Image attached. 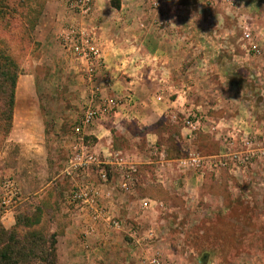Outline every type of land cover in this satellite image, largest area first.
<instances>
[{
	"label": "rangeland",
	"instance_id": "374dc122",
	"mask_svg": "<svg viewBox=\"0 0 264 264\" xmlns=\"http://www.w3.org/2000/svg\"><path fill=\"white\" fill-rule=\"evenodd\" d=\"M67 1L14 0L17 7L14 6L12 18H0V52L9 51L13 58V64L2 69L4 77L0 78V89L4 88L5 94H0V109L7 102L11 77L18 76L15 138H7L0 129V199L4 181L14 180L21 192V199L13 207L16 218L23 220L18 231H27L28 222L34 225L33 230L46 236L61 228L60 201L77 182L64 171L70 158V144L72 147L76 143L75 129L90 105L92 85L101 89L104 99L126 100L129 113L139 115L141 110L140 98L130 92L126 95L105 93L98 84L101 75L90 82L84 64L64 51L59 39L63 29L72 24H86L69 13ZM135 7L137 10H132ZM87 25L99 28L98 37L106 63L100 74L104 73L108 83L112 79L110 72L105 75L108 63L104 51L107 43H111L109 38L114 41V49H111L118 47L116 51L121 52L132 33L146 36L149 49L141 50L140 56L147 55L150 49L155 56L158 50L151 38L173 36L175 44L171 41L163 47L177 58L181 52L178 82L182 84L180 103L186 108L170 115L179 127L171 125L169 119L158 121L152 115L153 120L148 124L124 127L113 125L110 118L114 114L106 113L99 120L112 130L115 149L125 152L120 155L123 163L137 158L140 165L137 178L142 176L146 183L143 191L139 187L141 197L168 203L159 216L148 212L140 220L119 219L123 229L116 238L111 241L104 236L109 243L116 242L112 247L122 249L115 252L114 259L128 264L130 250L134 252L141 246L159 243L145 254L147 259H140V263L147 260L145 264H150V259L157 258L161 264H264V172L261 177L249 179L256 187L250 183L242 187L240 193L215 187L213 202H204L200 209L202 215L194 217L196 205L191 204L183 192L164 189L159 183L153 164L159 158L148 146L149 141L156 138L147 137L153 132L160 136L156 141L166 147L165 160L171 162L165 165L167 169L199 176L220 172L200 174L184 170L180 168V160L189 159L191 153L218 155L224 148V139L236 127L235 122L229 124L225 119L231 121L238 118L237 114L245 115L254 132L246 131L247 134L263 140L264 0H98ZM145 59L129 54L114 63H119L118 73H131L138 68L139 72L146 73L144 84L156 98L160 77L152 73L151 66H146ZM147 67L148 74L144 71ZM191 68L194 74L187 73ZM120 77L122 82L132 79L125 75ZM180 93L176 98L179 99ZM143 94L146 96H141ZM153 94L146 90L140 92L144 100L151 99ZM190 111L208 119L204 132H192L185 125V115ZM43 133L45 142L38 140L43 139ZM88 139L89 143H94L95 137ZM35 143L43 147L42 155L38 154L39 160L34 156ZM244 171L231 172L233 177L228 179L233 178V184L245 181L257 172V168L245 171L247 177L239 175ZM52 181L55 186L46 189ZM173 181L179 182V179L173 175ZM218 196L223 199L220 205L216 203ZM127 229L132 233L127 234ZM72 243L78 245L79 242Z\"/></svg>",
	"mask_w": 264,
	"mask_h": 264
},
{
	"label": "crops",
	"instance_id": "0c3cea01",
	"mask_svg": "<svg viewBox=\"0 0 264 264\" xmlns=\"http://www.w3.org/2000/svg\"><path fill=\"white\" fill-rule=\"evenodd\" d=\"M131 6H133L131 4ZM135 6V5H134ZM129 7V6H127ZM138 8V6H137ZM142 8V7H141ZM123 10V9H121ZM132 10H137L136 7ZM144 11V9H142ZM111 43H107V47L105 48V59L108 63V71L105 75L109 73V78L112 79L110 83L107 82L105 79L104 73H99L100 79H99V86L102 88L105 93L109 95L119 94V95H126L129 92L132 93V95L136 96L137 99H139V107L141 108L138 113H129V104H124L122 108L118 110L116 114H114V117H111L110 119L114 122L113 125L122 126L124 127L127 124H148V122H151L152 116L156 118V120H163L171 122V125H177L175 121H173L172 117L170 115L174 114V111L179 110L180 112L183 111L182 109H185V105L181 104L182 101L181 97L183 95L181 92L182 84L179 81V74L181 72V66L179 65V59L181 56V52L179 57L175 56L174 54H171L170 52H167L164 47L165 45H169L173 41V36L165 37L163 36H157L153 37V40L151 38L152 44H155L157 47V55H153L150 51L147 52V55L140 56L141 50H145L146 44L148 43L147 37H138L132 35L129 37V40L126 41L127 46L125 50L121 52H117L118 47H116V50L114 49V41L113 39L109 38ZM116 46H121L120 44H116ZM164 46V47H163ZM113 47V49H111ZM152 48V46H151ZM149 49V48H148ZM131 54L133 58L135 57H141L146 58V66H151L152 73H157L160 78H158L159 85L157 86L158 89V95L155 98L156 95L153 94L151 89L147 88L148 86L144 84L145 75L146 73L139 72L138 69H133L131 73L129 72H119L118 73V65L119 63H114V61H120L124 56ZM183 54V53H182ZM188 54H185L187 56ZM170 56V57H169ZM118 58V59H117ZM121 58V59H120ZM186 58V57H185ZM153 62V63H152ZM155 62V63H154ZM152 64V65H151ZM145 66V65H144ZM142 67V69L144 68ZM196 69V67L194 68ZM145 72H149L148 67ZM188 74H194L192 71V68L187 71ZM98 75V76H99ZM127 76L129 78H132L130 81L122 82L120 80V76ZM187 75V74H185ZM107 76V77H108ZM197 81V80H196ZM196 81L194 82L195 86H197ZM191 84V83H190ZM146 85V86H145ZM189 85V84H188ZM151 92L154 96L151 97V99L144 100L143 97L146 96V94H143L140 96L141 91ZM180 93L181 96H179V99L176 98V95ZM150 97V96H149ZM158 98V99H157ZM18 109L17 103L15 106V113H14V120L16 111ZM150 115H152L150 117ZM239 115L237 119H232L231 121L228 119L226 122L230 124V122H235V129L240 131L237 135L238 139H241L242 135H246V131L251 132V128L249 127V124L251 126V123L249 120L245 119V115L237 114ZM236 115V116H237ZM241 115V116H240ZM244 116V117H242ZM120 118L121 120H118L116 118ZM224 119V118H223ZM240 119V120H238ZM236 120V121H235ZM220 121V120H219ZM224 121V120H223ZM237 121H239L237 123ZM15 122V121H14ZM106 123L102 122H96L87 132L88 138L95 137L94 143L92 141L91 147L92 149L101 155L102 160L107 164L106 166H103V168L107 169L108 173L111 170V173H109V182L102 184L100 186L101 189V201L102 205L105 208L106 212L109 213L110 217L120 219L123 217H129L131 220H140L144 217V215H148V212L151 213V215L159 216L163 212V208L168 205L164 200H149L148 198L141 197L142 195L139 194V187H141V190L143 191V187L146 186V183H144L145 180H143L142 176L140 178H137L138 172L140 171V165H138L137 158H135V161L132 159H128L126 162V166H134L136 168L135 173H131L132 175V181L129 182L130 190L128 192H123L120 188V183L123 180V176H127L126 173L122 174L123 168L118 167V159L117 155L124 154L125 152L120 149H115L113 145V134L112 130L110 128H105ZM15 126L13 124V129L10 134V138L13 140L15 138ZM185 129L183 134L185 133ZM253 132V130H252ZM251 132V133H252ZM254 133V132H253ZM46 135L43 133V136L41 138H38V140H41L45 142ZM147 137H153L156 138V140L160 138V136L153 132L149 133ZM91 141V139H88ZM156 140L149 141V148L152 150V154L159 158L157 163H153L156 166L157 169V178L160 180L159 183L164 189H170L174 188L176 191L179 190V192H183V196L191 202V204L196 205L194 217L201 216L200 209H203L204 202H213L211 200L212 193L214 192V188H220V189H229L233 190V192H241L242 187H246L250 183V178H257L262 176V172H264V157L259 158L256 160V163L253 168H257V172L253 173L249 178L245 174H239L240 176H246L247 180L245 181H239L235 184L234 180L228 179V177H233L231 174V171H228L230 173H227L226 170L220 172L219 174H206V175H196L195 173H188L183 175L182 173H178L176 170L175 172L173 170L167 169L166 164L171 163L170 161L165 160V156L168 154V150L166 147L160 145L159 142ZM192 140V138L190 139ZM70 144V148H71ZM33 147L35 148L34 156L36 157V160H39L38 154L42 155V146L35 143L33 144ZM45 152L47 145L45 143ZM30 149V147H29ZM70 151V149H69ZM41 152V153H40ZM137 153V152H136ZM135 153V154H136ZM158 153V154H157ZM167 157V156H166ZM156 160V159H155ZM153 159L150 161L152 162ZM112 164V166L108 164ZM174 164V162H172ZM127 171V170H125ZM129 171V170H128ZM99 169L94 168L88 173H82L79 176L71 177L73 181H77L76 185L84 182H94V183H100L99 182ZM176 173V174H175ZM250 173V171H249ZM171 174V176L169 175ZM136 175V176H135ZM173 175L176 176L179 179V182L173 181ZM164 177V178H163ZM227 177V178H226ZM246 179V178H244ZM261 179V178H260ZM180 180H182V184L180 183ZM256 187V183L252 184ZM50 186H55L53 181L50 182L45 188L48 189ZM75 187V186H74ZM73 187V188H74ZM73 189L69 190L65 193V198L60 201V210H61V220L62 225L61 228L56 231L57 233V239H58V263L57 264H126L123 262H120L116 259H114L115 252H118L122 249H119L115 246L112 247L113 244H116V242L109 243L107 239H113L116 238L120 231L113 229L110 227V224L106 220H101L97 223L90 222L86 215L83 213L81 214L73 204L70 203L69 197L70 193ZM182 194V193H181ZM211 194V195H210ZM140 195V197L138 196ZM214 195V194H213ZM203 199L205 201H203ZM66 200V202H65ZM144 201H151L152 206L147 209H142V202ZM223 201L222 197H217L216 203L219 202V205ZM126 204V205H125ZM223 204V202H222ZM125 205V207H124ZM200 205V206H199ZM69 206V207H68ZM157 206V207H156ZM199 206V207H198ZM229 220V218H226ZM0 221L3 225V227L7 230L12 229L16 226V216L14 209L9 210L7 212H3L0 214ZM234 224V223H232ZM122 231V230H121ZM127 234L132 233L131 229L125 230ZM53 233V234H55ZM78 236V237H76ZM107 238H105V237ZM132 236H135V234ZM80 240H77L79 239ZM73 241L79 242L78 245L76 243H72ZM138 243H140L138 241ZM159 244V243H157ZM156 244V245H157ZM155 245V246H156ZM155 246H149L144 245L139 247V250L132 252L130 250V254L127 253V256L130 255V262L128 264H139L140 259H147L145 257V254H148L152 251V248ZM129 250V249H128ZM124 251V250H123ZM109 253V254H108ZM139 255V257H138ZM92 256V257H91ZM135 257V259H134ZM96 258V259H95ZM142 263V262H141ZM140 263V264H141ZM146 263V261H145ZM144 263V264H145ZM143 264V263H142Z\"/></svg>",
	"mask_w": 264,
	"mask_h": 264
},
{
	"label": "built area",
	"instance_id": "2783aa9c",
	"mask_svg": "<svg viewBox=\"0 0 264 264\" xmlns=\"http://www.w3.org/2000/svg\"><path fill=\"white\" fill-rule=\"evenodd\" d=\"M97 3L98 0H68L66 6L69 13L78 19L80 18L82 23L85 21L86 24L69 25L59 35L64 51L70 57L84 64L90 82H93V79L97 78L99 73L106 68L98 37L99 28L87 25V20L93 16ZM125 101H116L113 98L104 99L101 95V89L96 84L92 85L90 105L75 129L76 143L71 147L70 158L64 171L67 176L76 177L82 173H88L94 168L99 169L100 183L84 182L75 185L69 200L81 214L86 215L90 222L97 223L106 220L110 227L118 231L123 229L122 222L117 218L110 217L101 201L100 186L109 182V173L107 169L103 168L107 164L102 160L101 155L92 149L87 141L86 132L97 121L104 118V114H116L120 106L126 104L127 101ZM184 123L192 132H204L208 119L199 113L190 111L185 115ZM239 132L235 129L231 135L226 136L222 143L224 148L218 155L201 156L198 153H191L189 159L180 160V168L194 170L200 174L218 173L225 170L231 172L248 171L254 167L257 159L264 157V138L261 140L256 135L246 134L238 139ZM116 157L118 167L123 168L122 174L126 173L127 175L123 176L120 188L123 192H128L130 190L129 182L133 180L131 173H135L136 168L130 165L129 167L126 166L119 155ZM108 165L112 166L111 163ZM20 199L21 192L15 181L11 179L4 181L0 199V214L12 210ZM151 206V201L142 202L143 210H147ZM148 262L161 264L157 258H152Z\"/></svg>",
	"mask_w": 264,
	"mask_h": 264
},
{
	"label": "trees",
	"instance_id": "16d2710c",
	"mask_svg": "<svg viewBox=\"0 0 264 264\" xmlns=\"http://www.w3.org/2000/svg\"><path fill=\"white\" fill-rule=\"evenodd\" d=\"M14 6L17 7L14 0H0V18H12L16 8ZM1 45L2 42L0 47ZM0 56L5 63L2 66L0 61L1 78V76L4 77L2 69H5L8 64H13L11 61L13 58L9 51L0 52ZM17 80L18 76L11 77L7 102L0 109V129L5 132L7 138H9L14 124ZM0 94H5L4 88L0 89ZM21 222L23 223L21 217H17L16 226L9 230L0 225V264H57V234L46 236L33 230L34 225L28 222L25 225L27 231L20 232L18 228Z\"/></svg>",
	"mask_w": 264,
	"mask_h": 264
}]
</instances>
